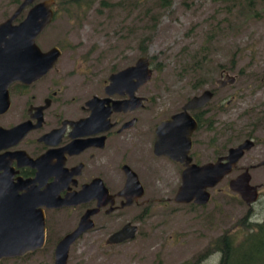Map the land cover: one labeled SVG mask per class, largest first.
I'll use <instances>...</instances> for the list:
<instances>
[{"label": "flooded vegetation", "instance_id": "af4514ba", "mask_svg": "<svg viewBox=\"0 0 264 264\" xmlns=\"http://www.w3.org/2000/svg\"><path fill=\"white\" fill-rule=\"evenodd\" d=\"M9 1L3 4L7 15L0 23L9 18L23 0H11V4ZM41 1L33 0L24 5L11 20V25L22 21L27 11ZM228 1L230 4L225 12L230 14L235 9L236 18L264 15V0ZM57 2L52 0L51 20L35 38L42 52L57 48L59 54L54 66L29 83L20 80L9 82L0 94V198L10 193L19 198H25L27 191L34 194L31 199L37 203L35 209L41 215L44 229L43 245L35 251L51 247L53 262L58 241L71 232L80 217L88 211L92 212L88 215L92 227L74 241L95 229L104 233L108 246L128 243L138 235L147 236L143 226L145 217L153 215V208H163L170 202L174 205H204L192 201H173L185 166L214 162L226 155L230 147L244 140H249L251 145L229 174L235 177L246 169L251 180L253 172L264 169V97L258 107L244 110L242 117L245 120L238 136L230 125H226L228 122L217 120L223 108L230 115L228 105L233 101L232 95L227 99L223 95L217 98L219 92L230 89L240 75L251 79L255 77L253 74H245L242 70L238 71L241 74L232 73V63H217L216 76L203 78L202 63L206 61L200 57L197 60L198 72L191 83L195 91L171 107L168 89L154 90L151 76L140 85L135 84L137 74L132 73L121 75L111 83L112 74L133 66L139 56L122 66L118 59L110 63L101 59L95 62L88 54L83 68L77 66L82 70L80 74H75L73 69L71 72L58 69L62 46L56 43L42 46L38 41L56 18ZM227 21L226 29L230 24ZM148 66L152 70L149 58ZM195 70L196 63L192 67L187 66L183 69V78ZM261 74L260 81L264 83V73ZM227 76H233L234 82L219 87L217 81L226 82ZM203 81L206 83L202 85ZM261 88H264V84ZM204 90L210 91L211 96L203 106L183 109L188 100ZM184 111L189 125L187 131L180 133V137L168 126L163 127L161 132L157 130L161 122ZM192 121L194 127L191 128ZM184 122H187L186 119ZM225 125V140L220 134L208 139L203 137V134L215 133L217 128ZM171 136L178 140L172 146ZM236 137L239 139L234 140ZM219 143L223 144V149H216ZM170 151L177 152L182 161L173 160L169 156ZM203 155L206 156L203 158ZM241 159L246 161L238 164ZM251 185L257 187V198L249 205L244 203L248 216L252 214L251 205L257 201L260 192L258 184ZM170 188H174L172 196H169ZM81 192L84 195L78 202H69ZM162 192L168 195L162 198L155 195ZM38 193L46 195H36ZM63 218L68 222L71 220V227L59 230ZM259 223H264V220ZM125 224L135 226L133 238L109 243L107 237Z\"/></svg>", "mask_w": 264, "mask_h": 264}, {"label": "rangeland", "instance_id": "374dc122", "mask_svg": "<svg viewBox=\"0 0 264 264\" xmlns=\"http://www.w3.org/2000/svg\"><path fill=\"white\" fill-rule=\"evenodd\" d=\"M7 1L0 0V21L7 15L3 7ZM56 1V18L38 41L42 46L55 43L62 46L58 69L69 72L73 69L75 74H80L82 70L77 66L83 68L88 54L95 62L101 59L110 63L118 59L122 66L147 55L152 66L153 88L168 89L172 107L195 91L191 83L198 72L200 57L206 61L202 63L201 73L207 79L216 76L217 63H232V73L241 74L238 71L242 70L255 76L246 79L240 75L230 89L217 96L227 99L232 95L233 101L228 105L230 115L223 108L217 120L228 122L226 125L237 136L245 120L244 110L258 107L264 97L261 88L264 83L260 81L261 72L264 73V15L236 18L235 9L230 14L225 12L230 4L228 0ZM194 63L195 72H188L183 78V69ZM226 125L203 137L220 134L225 140ZM223 148L222 143L216 146L218 150ZM243 161L246 160L241 159L238 164ZM231 177L229 174L209 189L210 198L203 206L170 202L163 208H153V215L145 217L143 226L147 236L138 235L128 243L108 246L99 229L85 233L70 246L66 264H217L219 253L214 251V241L219 235L227 232L238 240L247 232L249 223L264 220V169L251 175L250 183L258 184L260 192L251 205L250 216L244 202L228 189L227 181ZM173 192L174 188H170L169 196ZM155 195L162 198L168 194ZM67 220L61 219L59 230L71 227V220ZM240 253L235 252L231 261L238 260ZM260 255L262 258L251 264H264V252ZM0 264H52L51 247L2 259Z\"/></svg>", "mask_w": 264, "mask_h": 264}, {"label": "water", "instance_id": "95a60500", "mask_svg": "<svg viewBox=\"0 0 264 264\" xmlns=\"http://www.w3.org/2000/svg\"><path fill=\"white\" fill-rule=\"evenodd\" d=\"M32 1L23 0L14 13L0 23V94L4 92L6 85L13 80L29 83L38 79L47 73L57 60L59 51L56 47L42 52L35 43V38L51 20L53 13L51 9L52 0H43L36 3L27 11L22 21L16 25H11L13 17L18 14L24 5ZM128 73L137 74L135 84L140 85L146 82L152 73L151 68L148 66V57L139 56L133 66L112 74L110 77L111 83L113 84L121 75ZM227 78L226 82L217 81L219 87L234 82L233 76H227ZM210 96L211 92L204 90L200 95L188 100L183 109L203 106ZM185 119L187 122H184ZM188 119L185 111L177 113L170 120L161 122L157 130L161 132L163 127L168 126L170 131L180 137L181 132L188 130ZM191 124V128L194 127L193 121ZM172 138L173 136L170 138V146L178 141L176 138ZM158 140L159 138L157 142H159ZM250 145L249 140H244L230 147L226 155L217 158L214 162L198 166L194 164L185 166L181 172L180 184L174 194L173 201L177 203H188L190 201L197 204L207 203L210 197L208 190L231 172ZM169 156L177 162L182 161L177 152L170 151ZM249 180L250 176L245 169L227 181L228 189L236 193L247 205L257 198V187L249 184ZM128 181L129 177H127ZM43 194L46 195V193L36 195L43 196ZM83 195L84 192H81L73 197V201L70 200L69 202H78ZM33 196V193L27 191L25 198L14 197L11 193L0 198V259L22 256L42 247L44 229L41 215L35 209L37 203L32 202L31 197ZM48 198H51L50 193ZM2 201H4L3 204ZM91 213V211H88L83 214L77 226L58 241L54 249L52 264H66L70 244L83 231L92 227L93 223L88 217ZM134 231L135 226L125 224L118 231L110 234L107 241L118 243L126 238H133Z\"/></svg>", "mask_w": 264, "mask_h": 264}, {"label": "trees", "instance_id": "16d2710c", "mask_svg": "<svg viewBox=\"0 0 264 264\" xmlns=\"http://www.w3.org/2000/svg\"><path fill=\"white\" fill-rule=\"evenodd\" d=\"M247 226V232L240 240L227 232L217 237L214 241V251L219 253L217 264H251L262 258L260 254L264 252V223L252 222ZM237 251L241 252L240 257L232 262V255Z\"/></svg>", "mask_w": 264, "mask_h": 264}, {"label": "clouds", "instance_id": "9594fccd", "mask_svg": "<svg viewBox=\"0 0 264 264\" xmlns=\"http://www.w3.org/2000/svg\"><path fill=\"white\" fill-rule=\"evenodd\" d=\"M222 255V254H221Z\"/></svg>", "mask_w": 264, "mask_h": 264}]
</instances>
